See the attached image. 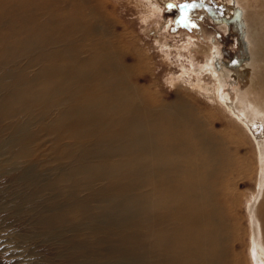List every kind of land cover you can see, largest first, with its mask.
Masks as SVG:
<instances>
[{
    "label": "bare ground",
    "instance_id": "1",
    "mask_svg": "<svg viewBox=\"0 0 264 264\" xmlns=\"http://www.w3.org/2000/svg\"><path fill=\"white\" fill-rule=\"evenodd\" d=\"M226 1L225 19H240L238 32L250 59L239 58L233 70L222 58L220 45L209 37L212 47L205 67L210 68L217 90L201 82L200 71L187 69L186 74L252 139L258 182L247 209L248 255L249 264H264V214L258 212L264 193V90L258 91L253 76L247 86L243 83L241 89L227 93L221 81L226 76L238 83L251 74L262 44L251 45L249 3ZM96 15L95 0H0V69H15L11 71L16 83L7 100L0 102V118L13 120L33 106L41 110L36 115L56 110L58 117L50 121L57 122L55 133L72 141L57 148V153L99 169L101 178L121 171L115 175L121 184L110 178L105 187L95 188L96 193L106 194L100 201H80L69 187L67 200L54 198L36 222L44 229L72 231L63 242V264H231L220 261L226 252L221 245L225 201L219 185L227 166L221 163L225 150L220 133L212 127L207 131L188 107L178 106L180 101L164 103L149 92L143 97L137 94L135 87H140L127 79L132 78L131 68L115 60L109 52L112 46L93 29L91 19ZM220 23L229 30L225 20ZM17 59L23 64L17 65ZM79 101L90 103L76 105ZM85 125L93 128L107 151L84 157L74 153L87 142L82 134ZM25 126L16 128V147L24 149L19 154L31 163L17 171L19 179L29 177V169L43 154L27 148L34 134L22 136ZM40 129L50 131L46 126ZM58 144L55 140L52 145ZM9 153V160L16 161V148ZM50 184L39 188L59 187ZM115 196L120 201H114Z\"/></svg>",
    "mask_w": 264,
    "mask_h": 264
},
{
    "label": "rangeland",
    "instance_id": "2",
    "mask_svg": "<svg viewBox=\"0 0 264 264\" xmlns=\"http://www.w3.org/2000/svg\"><path fill=\"white\" fill-rule=\"evenodd\" d=\"M243 2L249 3L246 20L252 26L251 45L260 42L262 48L253 58L254 69L251 74L243 76L242 81L237 83L230 77L221 78L224 93L232 92L235 88L241 89L243 83L244 87L247 86L251 76L258 91L264 90V0ZM154 7H157L156 10ZM95 8L98 17L96 15V18L91 19L95 27L93 29L99 30L102 41L112 46L109 52L114 53L115 60L119 58L131 68L133 79H127L130 83L135 81L140 87H135L136 93L142 96L149 92L158 102L180 101L178 106L184 110L188 107L204 123L207 131L212 127L216 133H220L218 135H221L219 138L222 139L225 150L221 155V163L227 165L223 181L219 185L225 201L224 240L221 245L226 252L220 261L249 264L250 231L247 209L257 189L256 150L250 136L237 123V127L234 125V120L222 105L199 91L195 80L190 74H186L187 69L200 71L201 82L212 91L217 90L218 84L213 80L210 68L205 67L206 55L210 56L209 50L212 47L208 42L209 37L214 38L215 43L220 45L222 58L226 64L233 66V70L238 67L235 64L238 58L249 56L250 59L251 54L245 49L238 32L237 22L240 19L232 18L226 22L229 30L223 28L220 22L229 11L226 0H95ZM23 62L22 59L16 61L17 65ZM11 70L15 71L9 67L0 69L2 103L16 87V83L12 82L15 72ZM84 102L79 101L76 105ZM39 110L33 106L29 112L25 110L13 120L0 118V142L3 140L2 145L0 144V264H63V242L71 237L72 231L62 228L44 229L36 220L46 214L54 198L67 200L69 187L77 191L80 201L96 203L106 194L96 193L95 188L105 187L110 180L122 183L120 178H115L121 171L111 175L110 180L102 179V172L98 168L94 170V167L87 166L83 161L79 162V159L75 162L70 157L57 153L60 152L55 151L57 148L72 141L63 135L58 136V132L55 133L59 128L57 122L50 121L55 116L58 117L56 110L43 111L42 115H36V112L41 111ZM23 123H27V126L24 129L26 131H22V136L25 132L34 134L27 148L36 152L42 151L43 154L39 153L35 168L29 169V177L19 179L16 177L17 171L27 168L31 163L29 157L19 154L24 149L16 147V128L24 125ZM42 126L50 131L41 130ZM92 129L87 125L84 127L85 133L82 134L87 142L77 147L74 152L80 157L99 152L97 150L107 151L104 149L107 145L103 140L94 137ZM55 140L59 142L56 148L52 145ZM115 144L117 145L116 142ZM15 148L16 161L13 162L9 160L12 158L9 151ZM92 164L95 165V162ZM61 176L69 178L63 180ZM50 183L59 184V187L53 190L39 188ZM116 198L114 201H120L119 197ZM260 200L258 212L264 214V193Z\"/></svg>",
    "mask_w": 264,
    "mask_h": 264
},
{
    "label": "water",
    "instance_id": "3",
    "mask_svg": "<svg viewBox=\"0 0 264 264\" xmlns=\"http://www.w3.org/2000/svg\"><path fill=\"white\" fill-rule=\"evenodd\" d=\"M226 22H228L230 19H228V20H226V19H224ZM239 59V58H238ZM237 62V65L238 64H240V59H239V61L237 60L236 61ZM236 62H235V64H236ZM250 253H251V255H252V257H253V253H254V251L251 249V251H250ZM255 259V258H254ZM255 261V260H254Z\"/></svg>",
    "mask_w": 264,
    "mask_h": 264
}]
</instances>
